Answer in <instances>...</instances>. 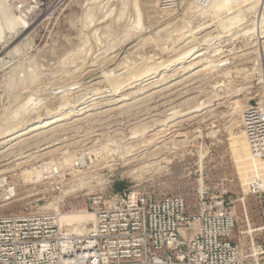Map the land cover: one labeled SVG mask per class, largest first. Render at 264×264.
<instances>
[{"label":"rangeland","instance_id":"1","mask_svg":"<svg viewBox=\"0 0 264 264\" xmlns=\"http://www.w3.org/2000/svg\"><path fill=\"white\" fill-rule=\"evenodd\" d=\"M208 1L0 0V131L39 115L38 125L54 113L66 117L0 140V215L55 212L60 228L78 235L89 227V198L119 185L182 195L192 212L200 197L222 200L242 256L256 250L264 240V169L239 124L264 93V48L226 36L211 41L206 60L194 58L211 43L204 36L226 34L219 26L227 13L195 11Z\"/></svg>","mask_w":264,"mask_h":264},{"label":"built area","instance_id":"2","mask_svg":"<svg viewBox=\"0 0 264 264\" xmlns=\"http://www.w3.org/2000/svg\"><path fill=\"white\" fill-rule=\"evenodd\" d=\"M241 125L263 158L264 93L244 108ZM88 209L94 220L84 235L62 230L54 212L0 215V264H264V240L242 256L222 200L200 197L192 212L179 194L111 190L90 197Z\"/></svg>","mask_w":264,"mask_h":264},{"label":"bare ground","instance_id":"3","mask_svg":"<svg viewBox=\"0 0 264 264\" xmlns=\"http://www.w3.org/2000/svg\"><path fill=\"white\" fill-rule=\"evenodd\" d=\"M264 0H248V2L246 3V6H244V4H236L237 2H238V0H209L208 2H207V5L205 6V7H199V9L197 8L195 11L196 12H198V13H200V14H203V13H206V12H208V11H211V12H214L216 15H213V16H217L218 15V13L217 12H221V11H223V12H225V13H227L228 15L227 16H225L226 17V20H224L223 22H221L220 24H221V26H219L221 29H223L224 30V32H226V34L225 35H221V34H217V35H213V36H204L203 37V40H205V38H208V37H211L210 39H209V41L211 42L212 40H218V39H223L224 37H226V36H229L230 38H233V37H236L237 38V36H241V37H243L244 39H246V41L247 40H252V39H256V40H258L259 41V43L261 44V46H262V48H264V20H262V18H258L259 16V14H258V11H257V7H258V5H261V4H263L264 2H263ZM154 5V4H153ZM156 5V4H155ZM236 5H237V8H236ZM191 6V5H190ZM192 6H194V5H192ZM192 6H191V8H192ZM195 6H197V5H195ZM235 6V10H233L234 7ZM241 8H242V10H241ZM139 8H137V10H138ZM195 9V8H194ZM193 9V10H194ZM190 12V11H189ZM210 13V12H209ZM164 14V13H163ZM195 14V13H194ZM1 15H2V13H1ZM108 15V14H107ZM262 16H263V18H264V13L262 14ZM250 17V18H249ZM218 18V17H217ZM250 19V22L247 24V25H244L243 27H241V28H239L237 31H234L233 32V29L234 28H236V27H238V26H240V25H242V24H244L247 20H249ZM106 20V19H105ZM111 20V19H110ZM119 20V19H118ZM119 22V21H118ZM213 23V22H212ZM10 24H11V22L9 21L8 22V25L10 26ZM99 24V23H98ZM186 24V23H185ZM12 25H14V23H12ZM190 26V25H189ZM188 26V27H189ZM115 27V26H114ZM208 27H210V26H202V27H198L197 29H195L194 31H191L190 30V32H191V34H197V33H200L201 31H203V30H205L206 28H208ZM220 29V30H221ZM222 30V31H223ZM158 31H159V29H158ZM232 31V32H231ZM97 33V32H96ZM239 33V34H238ZM175 35V34H174ZM184 35V34H183ZM187 36H189V35H187ZM193 37H195V36H193ZM158 38V37H157ZM179 38V37H178ZM181 38V37H180ZM183 38V37H182ZM192 38V37H191ZM199 38V37H198ZM143 39V38H142ZM200 39H202V38H200ZM176 40V39H175ZM194 40H195V38H194ZM172 42V41H171ZM188 43H190V41H187L185 44H188ZM136 44V43H135ZM253 44V43H252ZM256 45V42H255V44H254V46ZM20 46V45H19ZM252 47H253V45H251ZM98 47V46H97ZM212 47H215V44L214 43H209L208 45H207V47H204V48H201V51L199 52L198 50V53L196 54V56L194 57V58H197V57H203V60H206L207 58H205V54L206 53H208L209 52V50L212 48ZM249 47V46H248ZM20 48V47H19ZM247 48V47H246ZM249 48H251V47H249ZM84 49V48H83ZM88 50V49H87ZM191 51H192V49H190ZM243 50V49H242ZM248 50V49H247ZM79 51V50H78ZM189 51V50H188ZM10 52V51H9ZM186 52V51H185ZM195 52V51H194ZM194 52H191L192 54L194 53ZM188 53V52H187ZM185 54V53H184ZM183 54V55H184ZM189 54V53H188ZM181 55V54H180ZM95 56V55H94ZM181 57H182V55H181ZM181 57H177V58H175L173 61V63H172V65L173 64H176L178 61H179V59L181 58ZM192 58V57H191ZM86 59V58H85ZM200 59V58H199ZM87 60V59H86ZM201 60V59H200ZM202 60V61H203ZM162 61V60H161ZM85 62V61H84ZM92 62V61H91ZM96 62V61H95ZM181 62V61H180ZM200 62V61H199ZM198 62V63H199ZM205 63H206V61H204ZM90 63V62H89ZM94 63V62H93ZM107 63V62H106ZM86 64H87V62H86ZM103 64V63H102ZM204 64V63H203ZM224 64V63H223ZM168 65V64H167ZM211 65V64H210ZM156 66V65H155ZM154 66V67H155ZM189 66V65H188ZM198 66V65H197ZM208 66V65H207ZM213 66V65H212ZM218 66V64H216V65H214V67H217ZM192 67V66H191ZM190 67V68H191ZM152 68V67H151ZM205 68V67H204ZM203 68V69H204ZM40 69V68H39ZM188 69V68H187ZM49 70V69H48ZM157 70V69H156ZM153 71L152 72V74L153 73H156L157 71ZM214 70V69H213ZM184 71H185V69H184ZM47 74V73H46ZM114 75V74H113ZM145 76H147L146 74H144ZM143 75V76H144ZM123 76V75H122ZM135 78V77H134ZM149 78H151V77H149ZM148 78V79H149ZM120 79H122V78H120ZM131 79V78H130ZM114 80V79H113ZM38 81V80H37ZM108 81V80H107ZM112 82V81H111ZM114 83V82H113ZM39 84V83H38ZM117 84V83H116ZM40 85V84H39ZM97 93V92H96ZM115 93V92H114ZM85 96V95H84ZM63 98V97H62ZM83 98V97H82ZM87 98V97H86ZM260 98V97H259ZM70 99V98H69ZM85 99V98H84ZM94 98H88V100H85V101H82V103L80 104V108L79 109H82V108H84V104L85 103H88V102H90V101H92ZM62 100V99H61ZM64 101H66V100H64ZM80 101V100H79ZM76 102V101H75ZM64 103H66V102H64ZM68 103H70V102H68ZM67 103V104H68ZM78 103V102H77ZM96 103V102H95ZM234 103H235V108H238V107H240L241 105L239 104V102L238 101H234ZM76 104V103H75ZM89 104V103H88ZM79 105V104H78ZM76 106V105H75ZM72 108V107H71ZM231 109H232V107H230ZM86 109V108H85ZM92 109V108H91ZM88 110V109H87ZM199 110H201V108H199V106L198 107H196V108H194L191 112H196V111H199ZM72 111V110H71ZM84 111V110H83ZM91 111V110H90ZM51 112V111H50ZM57 112V111H56ZM190 112V111H189ZM236 112V111H235ZM234 112V113H235ZM239 112V111H238ZM51 114V113H50ZM49 114V115H50ZM72 114V113H71ZM71 114H69V115H71ZM236 114H238V113H236ZM235 114V115H236ZM46 115V114H45ZM72 115H74V114H72ZM79 115V114H78ZM177 115V114H176ZM239 115V114H238ZM66 116H67V114H66ZM75 116V115H74ZM73 116V117H74ZM240 116H242V114L240 115ZM69 117V116H68ZM173 117V116H172ZM236 117V116H235ZM66 118V117H65ZM65 118H63L62 117V115H61V117L59 116V115H57V114H55L54 113V115L49 119V120H46L45 122H43L42 124H39L38 125V123L39 122H42V117H40V115H39V117H37L36 119H34L33 120V123H29V124H27L26 126H22V127H19V128H17V129H14V128H16V127H14V128H12V129H8V130H2V131H0V140L2 141L1 143H6V142H11V141H17V139L19 140V139H21V137L22 136H24L25 135V137H26V134H29V133H31V132H34V131H37V130H39L40 128H45V127H47V126H52V125H54V124H56L57 122H60V121H63ZM70 118V117H69ZM240 121H241V117H240ZM239 125H241V124H239ZM238 125V126H239ZM56 126V125H55ZM58 126V125H57ZM240 127V126H239ZM237 128V127H236ZM41 131V130H40ZM35 133H37V132H35ZM34 133V135H36ZM44 133V132H43ZM243 134L245 135V133H244V130H243ZM28 139V138H27ZM26 141V140H25ZM245 141H246V148L249 150V152H251L252 154H253V156H254V158H255V160L256 159H259V160H261V164H262V166H263V169H264V157L263 158H261V157H259L257 154H255L254 152H253V150L251 149V146H250V144H249V142H248V139L246 138V135H245ZM18 142H21V141H18ZM24 142V141H23ZM0 143V144H1ZM8 148V147H7ZM42 149V148H41ZM162 149V148H161ZM2 151H4V150H2ZM130 153H132V152H130ZM25 156V155H24ZM128 156V155H127ZM27 157V156H26ZM22 158V157H21ZM65 161H66V159H65ZM67 161H68V159H67ZM18 163V162H17ZM62 163H64V162H62ZM51 165V164H50ZM62 165V164H61ZM55 167V166H54ZM51 169V168H50ZM57 170V169H56ZM55 171V170H54ZM50 175H52L51 174V172H50ZM30 179V178H29ZM40 179V178H39ZM35 181H36V179H35ZM38 181V180H37ZM7 190H9V189H7ZM12 190V189H11ZM13 192V191H12ZM10 194H12L11 192H10ZM245 203V202H244ZM53 204V203H52ZM241 204V203H240ZM51 207V206H50ZM52 207H53V205H52ZM246 207V206H245ZM43 208H45V206L43 207ZM46 209V208H45ZM50 209H52V208H50ZM56 210L57 211V213L59 212V210H58V208L56 207V206H54V208H53V210ZM41 210H43V209H41ZM49 210V209H48ZM44 211V210H43ZM55 213V212H54ZM87 215V213L85 212V211H82V212H80L79 213V216H80V218H84V219H86L85 218V216ZM60 218V217H59ZM89 227H88V229L86 230V231H84L83 233H81V234H78V235H84V234H86L87 232H89L90 231V229L92 228V223H93V220H94V216H93V214L90 212V216H89ZM60 220V219H59ZM90 224H91V227H90ZM248 228H249V226H248ZM262 228H264V227H261L260 229H262ZM250 231V230H249ZM252 231V230H251ZM66 232H68L69 233V231H67L66 230ZM255 252V251H254ZM255 253H257V251L255 252Z\"/></svg>","mask_w":264,"mask_h":264},{"label":"trees","instance_id":"4","mask_svg":"<svg viewBox=\"0 0 264 264\" xmlns=\"http://www.w3.org/2000/svg\"><path fill=\"white\" fill-rule=\"evenodd\" d=\"M115 190H116V191H120V187H119V185H116Z\"/></svg>","mask_w":264,"mask_h":264}]
</instances>
